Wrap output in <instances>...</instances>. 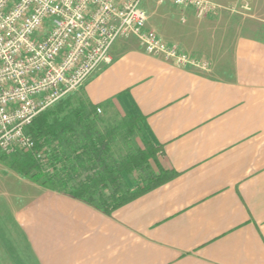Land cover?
<instances>
[{
	"label": "crops",
	"instance_id": "1",
	"mask_svg": "<svg viewBox=\"0 0 264 264\" xmlns=\"http://www.w3.org/2000/svg\"><path fill=\"white\" fill-rule=\"evenodd\" d=\"M151 1L181 23L198 19ZM109 55L84 100L141 116L177 175L110 215L31 181L29 199L5 207L26 264H264V35L235 36L227 66L180 67L135 37L117 38Z\"/></svg>",
	"mask_w": 264,
	"mask_h": 264
},
{
	"label": "built area",
	"instance_id": "2",
	"mask_svg": "<svg viewBox=\"0 0 264 264\" xmlns=\"http://www.w3.org/2000/svg\"><path fill=\"white\" fill-rule=\"evenodd\" d=\"M166 1L198 19L218 11L209 0H156ZM142 2L0 0V153L31 149L28 125L108 64L117 38L135 37L144 52L180 67H207L148 28Z\"/></svg>",
	"mask_w": 264,
	"mask_h": 264
},
{
	"label": "trees",
	"instance_id": "3",
	"mask_svg": "<svg viewBox=\"0 0 264 264\" xmlns=\"http://www.w3.org/2000/svg\"><path fill=\"white\" fill-rule=\"evenodd\" d=\"M65 106L61 100L32 120L26 132L34 145L12 160L11 169L107 215L177 175L159 163L160 148L144 134L141 116L131 113L126 121L141 145L115 158L111 144L117 129L96 128L97 105L80 99L71 110Z\"/></svg>",
	"mask_w": 264,
	"mask_h": 264
},
{
	"label": "rangeland",
	"instance_id": "4",
	"mask_svg": "<svg viewBox=\"0 0 264 264\" xmlns=\"http://www.w3.org/2000/svg\"><path fill=\"white\" fill-rule=\"evenodd\" d=\"M209 1L217 7L216 13L202 19L188 18L185 23L179 21L178 11L171 5L157 8L151 0H143L142 6L149 14V25L172 44L188 51L193 58L205 61L207 66L216 65L217 61L222 66H227L235 36L264 35V0ZM245 2L247 8L244 7ZM63 99L62 104L66 103L65 110H71L80 99L84 100L82 88ZM126 121L127 115L115 108L100 107V111L96 110L95 126L98 130L104 131L111 127L117 129L111 144L115 158L122 157L141 145L138 131H128ZM21 153L22 151L11 155L0 153V262L3 263H6L7 259H14L17 264H26L27 248L8 227L11 216L8 217L5 208L8 204L17 206L25 199H29V195L35 190L33 187L35 185L31 183L29 177L19 174L10 167L12 160L16 156H21Z\"/></svg>",
	"mask_w": 264,
	"mask_h": 264
}]
</instances>
